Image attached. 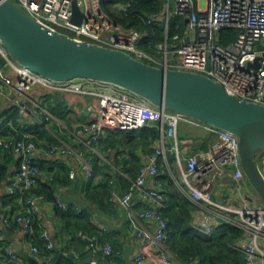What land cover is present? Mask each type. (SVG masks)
Here are the masks:
<instances>
[{
	"label": "built area",
	"instance_id": "built-area-1",
	"mask_svg": "<svg viewBox=\"0 0 264 264\" xmlns=\"http://www.w3.org/2000/svg\"><path fill=\"white\" fill-rule=\"evenodd\" d=\"M12 1L50 31L78 42L123 51L137 59L150 60L156 66L204 74L221 84L229 95L264 104V0H174V5L172 0H165L161 9L149 13L145 19L148 25L164 27L165 39L155 45V50L162 55L161 60L152 58L142 49L141 42L146 35L115 20L104 7V0H78L84 13L80 25L71 22L73 0ZM177 19L182 20L183 30L170 36L172 20ZM223 30H236L235 38L223 41L227 36L223 35ZM0 55L6 61L5 67H0V97L7 93L8 88L11 94L9 111H17L16 118L5 115L1 119L3 130L8 135H0V147L12 152L18 159V166L7 183L8 193L24 192L35 184L41 157L74 152L72 147L61 141L45 149L40 147L37 130L26 124L23 117L30 114L34 124L40 128L51 122L54 115L42 99H35L30 108L27 93L33 87L41 86L46 92L90 95L88 120L70 129V135L82 142L88 151L97 153V145L108 132L137 130L153 126L157 121L167 126L166 129L158 127L160 138L152 146L153 152L142 153V166L130 189L122 191L116 185L110 189L109 202L126 214L140 242V248L132 259L133 264H145L153 248L158 250L161 264H181L165 244L169 221L163 214L167 196L160 179L164 173L162 165L168 166L173 176V170L179 173L182 191L195 204L191 220L194 230L210 236L224 223L238 227L243 232L242 236L231 246L243 253L245 264H264V203L259 194L255 190L248 193L245 204L241 206L213 196L216 183L221 178L229 177L236 183L248 180L241 164L237 134L183 112L159 108L142 95L112 82L50 78L15 64L1 41ZM256 60L259 65L252 66ZM181 122L213 134L215 139L209 148L183 159L178 139ZM169 153L176 156L175 161L168 160ZM258 154L260 163L257 164L264 179V150ZM162 161L165 163L162 164ZM82 170L86 177H94L91 155L82 158ZM74 174L71 171L72 177ZM137 193L142 195L146 208L138 206ZM43 198L31 195L21 211L36 213L37 204ZM56 203L64 210L68 208L59 198ZM3 220L8 226L14 222L21 224L25 236L32 232L30 215L16 213L5 216ZM148 222L151 224L148 225ZM41 238L46 252L38 245H33L31 251L40 255L39 264H53L55 239L47 230L41 232ZM86 248L93 255L113 256L118 253L110 243H102L95 237ZM73 252L78 257V252ZM5 256L12 264L21 260L12 248L6 249ZM87 264L104 263L92 258Z\"/></svg>",
	"mask_w": 264,
	"mask_h": 264
},
{
	"label": "water",
	"instance_id": "water-1",
	"mask_svg": "<svg viewBox=\"0 0 264 264\" xmlns=\"http://www.w3.org/2000/svg\"><path fill=\"white\" fill-rule=\"evenodd\" d=\"M83 19L78 0H73L71 22L80 25ZM0 41L14 61L50 78L112 82L142 95L159 108L183 112L234 132L239 137L242 167L264 203V179L256 162L258 150H264V104L233 97L204 74L156 66L123 51L78 42L50 31L12 0H0ZM258 65V60L252 63ZM156 124L167 127L160 121ZM227 181L236 182L229 177ZM16 249L21 258L35 264L28 252L19 246ZM92 258L113 264L105 256L92 253L79 264H87Z\"/></svg>",
	"mask_w": 264,
	"mask_h": 264
},
{
	"label": "trees",
	"instance_id": "trees-1",
	"mask_svg": "<svg viewBox=\"0 0 264 264\" xmlns=\"http://www.w3.org/2000/svg\"><path fill=\"white\" fill-rule=\"evenodd\" d=\"M164 2L165 0H104V7L115 20L121 22L125 27L143 32L146 36L141 42L142 49L148 54L156 55L158 52L155 50V45L165 39L164 27L148 25L145 19L149 13L161 9ZM177 22H179V28H177ZM182 30V20H172L170 36ZM225 31L223 30L222 33ZM228 31L227 34H223L227 35L223 39L225 42L236 36V30ZM5 63V59L0 55V66ZM7 114L16 118L17 111L10 110ZM2 135H8L7 131H4ZM159 138L160 130L155 124L137 130L108 132L99 145L101 152L108 155L110 163L102 161L96 153L87 150L86 155H91L93 158L95 175L90 178L89 187L85 190L86 204L80 208L69 204L68 208L64 210L57 205L52 185L56 183L57 179L55 178H58V175H54L52 181H43L41 178H37L35 184L24 192L7 193L3 196L1 205H12L14 210L8 215L22 213L32 217V232L27 238L33 239L35 244L43 252H46L41 238L43 228L37 214L26 210L21 211V209L26 205L31 195H41L53 201L63 223L60 238L62 240L70 236L69 241L72 243V249L79 254L77 258L73 257V259L80 263L88 256L89 250L86 246L94 237L102 243H109L108 233L93 221L92 206L95 205L102 209L111 206L109 194L112 185L119 186L122 191L130 189L132 181L137 178L140 172L143 161L142 153H152V146ZM140 150L141 153H139ZM260 152L262 150H258L257 154ZM113 153L114 155H112ZM12 155V152L0 147V186L4 182L7 184L13 173L9 166ZM38 166L40 170L42 161L39 160ZM63 168L68 175L69 170L65 166ZM166 174L167 170L161 177H166ZM98 175L101 179L95 184V177ZM167 192L169 196H167V207L163 210V214L169 221V233L165 244L181 264H245L243 253L231 246V243L242 236L243 232L240 228L224 223L210 236L197 232L191 225L195 204L186 195L178 193L175 188H167ZM13 225L14 223H11V226ZM111 245L116 252H122L116 244ZM120 253L105 257L115 264L116 261L119 264H124ZM55 261L56 258L53 261L54 264Z\"/></svg>",
	"mask_w": 264,
	"mask_h": 264
},
{
	"label": "crops",
	"instance_id": "crops-1",
	"mask_svg": "<svg viewBox=\"0 0 264 264\" xmlns=\"http://www.w3.org/2000/svg\"><path fill=\"white\" fill-rule=\"evenodd\" d=\"M158 56L162 55L160 53L151 55L152 58L161 60L162 58H159ZM16 63L17 62H15V64ZM5 64L0 67H5ZM85 83L87 85L90 84L88 82ZM6 91L7 93L0 97V135L6 131L3 130L1 119L5 115H8L7 113L9 112L10 106L11 94L8 88ZM26 98L30 108L33 107V101L35 99H42L48 110L54 115V119L51 122L40 128L34 124L30 114L23 117L26 124L37 130L36 133L40 147L45 149L49 145L61 141L65 145L72 147L74 150V152L69 155L41 157L40 161H42V168L40 169L37 178H41L43 181H52L54 179L53 176L58 175V178H55L57 179L56 183L52 185L56 198H59L67 205L72 204L80 208L86 204L84 200L86 193L85 190L89 187L91 179L86 177L82 170V158L86 155L87 149L82 142L75 140V138L70 135V129L75 124L88 120L89 115L87 112V106L91 102V96L66 94L57 91L46 92L41 86H35L27 93ZM178 139L181 147V157L185 159L196 151L208 149L210 144L214 141L215 136L203 128L186 122H181L178 130ZM97 151L96 154L102 159V161L110 163L108 155L101 152L100 145H97ZM141 152L142 151L140 150L139 153ZM112 155H114V153ZM168 155V160L170 162L176 160L174 154L169 153ZM10 158L11 161L9 162V166L10 169L14 171L18 159L15 155H12ZM164 163L165 161H162V164ZM64 166L69 170V176L66 175L63 168ZM161 168L164 171L167 170L166 177H160L166 190V196H169L167 188H175L178 193L185 195L181 189V177L173 176L171 173L172 171L166 165H162ZM117 170L119 169L117 168ZM71 171H74L75 173L73 177L71 176ZM100 179L101 177L99 175L96 176L94 183L96 184ZM219 180H222L224 183L236 184V182L233 183L227 181V178H221ZM7 193V184L4 182L0 186V264H12L5 256L6 249L12 248L17 251V246L28 252L36 260L35 264H39L40 255L31 251V247L37 244H35L33 239H29L24 235L21 224L14 222L13 226H8L3 220L5 216L14 210L12 205H1L3 196ZM246 195L247 194H245V196ZM213 196L214 198L216 197L219 199L226 198V201L223 202L229 200L233 201L231 198H228V196L226 197L221 193V189H218L217 183L213 190ZM167 199L168 198L166 197V200ZM136 200L138 201V206L140 208L147 207V204L142 200V195L140 193H137ZM243 201L244 202H241L240 206L245 204L246 197L243 198ZM91 210L93 221L110 236L109 243H114L121 249L122 252L118 253L122 255L124 264H133L132 259L135 252L140 248V242L138 241L134 228L129 222L126 214L120 208L115 207L112 204L104 209L93 205ZM35 214H37L43 230H47L55 239L56 246L52 251L53 261L56 258L55 264H79V262H76L73 259V257H77L74 255L73 251L75 250L72 249V243L69 241L70 236L69 238L67 237L62 240L60 238L63 223L55 203L47 197L43 198L38 202ZM149 224L151 223L148 222V225ZM157 252L158 250L156 248L151 249V253L145 264H161ZM69 258L73 259L75 263L71 262ZM116 263L119 264L118 261H116ZM18 264H31V262L27 259L21 258Z\"/></svg>",
	"mask_w": 264,
	"mask_h": 264
},
{
	"label": "rangeland",
	"instance_id": "rangeland-1",
	"mask_svg": "<svg viewBox=\"0 0 264 264\" xmlns=\"http://www.w3.org/2000/svg\"><path fill=\"white\" fill-rule=\"evenodd\" d=\"M172 5H174V0H172ZM228 32H229L228 30L225 31L226 34ZM158 57L162 58V56H158ZM145 61L149 64H154L150 60L145 59ZM256 162L260 163L259 154H257V156H256ZM173 171H174L176 177H180V175L177 171H175V170H173ZM217 187H218V189H221V193L224 196H226V197L228 196V198H231L233 200V201H231V200H229V201H231L234 205H240L241 202L243 203L244 202L243 198L245 197V194L251 193L254 190L248 180H245L243 182H238L236 184L224 183V182H222V180H219L217 182ZM215 199L220 200V201H226V198L225 199H222V198L219 199V198L215 197Z\"/></svg>",
	"mask_w": 264,
	"mask_h": 264
}]
</instances>
